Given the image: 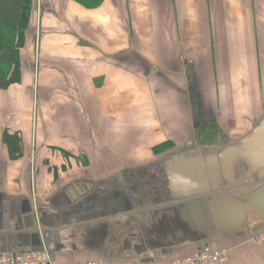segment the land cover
Masks as SVG:
<instances>
[{
	"label": "crops",
	"instance_id": "0c3cea01",
	"mask_svg": "<svg viewBox=\"0 0 264 264\" xmlns=\"http://www.w3.org/2000/svg\"><path fill=\"white\" fill-rule=\"evenodd\" d=\"M31 1L0 90V253L264 264V0Z\"/></svg>",
	"mask_w": 264,
	"mask_h": 264
},
{
	"label": "trees",
	"instance_id": "16d2710c",
	"mask_svg": "<svg viewBox=\"0 0 264 264\" xmlns=\"http://www.w3.org/2000/svg\"><path fill=\"white\" fill-rule=\"evenodd\" d=\"M85 7L94 9L105 0H74ZM34 12L31 0H0V90H7L22 79L21 50L26 45V37ZM199 134L206 139L222 135L216 122H208L198 127ZM9 147L11 158L21 156V135L5 132L3 138Z\"/></svg>",
	"mask_w": 264,
	"mask_h": 264
},
{
	"label": "built area",
	"instance_id": "2783aa9c",
	"mask_svg": "<svg viewBox=\"0 0 264 264\" xmlns=\"http://www.w3.org/2000/svg\"><path fill=\"white\" fill-rule=\"evenodd\" d=\"M256 244L264 250V231L260 233ZM231 251L228 249H216L210 245H205L195 253L186 257H176L172 264H230ZM0 264H63L47 250H32L29 252H8L0 253ZM85 264V263H80ZM86 264H116L113 262H89Z\"/></svg>",
	"mask_w": 264,
	"mask_h": 264
},
{
	"label": "water",
	"instance_id": "95a60500",
	"mask_svg": "<svg viewBox=\"0 0 264 264\" xmlns=\"http://www.w3.org/2000/svg\"><path fill=\"white\" fill-rule=\"evenodd\" d=\"M34 238H35V239H39V237H38V236H35Z\"/></svg>",
	"mask_w": 264,
	"mask_h": 264
}]
</instances>
